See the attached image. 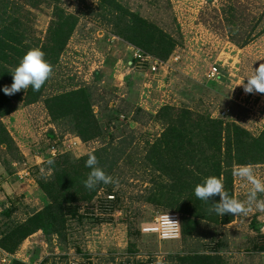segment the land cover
Instances as JSON below:
<instances>
[{"label":"rangeland","instance_id":"374dc122","mask_svg":"<svg viewBox=\"0 0 264 264\" xmlns=\"http://www.w3.org/2000/svg\"><path fill=\"white\" fill-rule=\"evenodd\" d=\"M12 3L27 23V43L48 34L58 4L77 23L46 98L33 105L21 103L2 119L13 146L0 144V180L9 179L0 182V242L5 228H26L28 219L49 203L38 185L52 183L50 162L57 158L49 154L43 159L52 145L60 141L62 147L65 139H76L70 150L60 147L76 160L110 143L127 153L109 175L112 182L98 188L91 200L74 205L70 237L59 241L56 235L38 231L13 249H7L11 241L4 240L0 264H40L45 257L47 264H120L129 250L135 253L130 261L174 264L170 257L175 254L203 248L209 252L217 245L223 264H264V192L249 200L251 183L233 174L248 166L264 183V164H234L232 169L231 198L249 209L245 214L231 215L227 224L198 219L193 236L185 241L181 214L148 200L156 196L152 181L165 178L148 171L146 159L168 127L164 108L174 115L189 110L221 119L254 137L264 130V93L246 94L238 85L264 63V0H10L9 8ZM109 10L123 22L130 17L134 24L119 25ZM133 49L159 59H164L163 52L179 58L168 70L153 75L146 70L142 75L126 64ZM212 66L219 71L215 79L207 77ZM74 90L80 93L66 102L92 121L86 135L74 129L71 116L51 115L47 102ZM13 147L20 159L14 157ZM21 171L27 174L19 179ZM4 209L12 211L9 218L1 216ZM163 215H178L179 239L161 241L144 232Z\"/></svg>","mask_w":264,"mask_h":264},{"label":"trees","instance_id":"16d2710c","mask_svg":"<svg viewBox=\"0 0 264 264\" xmlns=\"http://www.w3.org/2000/svg\"><path fill=\"white\" fill-rule=\"evenodd\" d=\"M9 4L10 0H0V87L10 86L12 83L10 71L30 49L41 50L44 53V59L51 68L48 78L38 91H32L31 86L12 95H5L0 91V144L6 143L11 147L13 141L5 126L2 125V119L18 110L21 103L23 106H28L46 98L49 84L53 80L54 70L59 65L60 57L75 30L77 21L71 13L58 4L53 10L48 34L44 39L32 38V41L27 43L28 26L26 21L22 20V16L18 14L20 7L15 8L12 3L13 8H9ZM108 15L114 17L119 25L134 24V21L128 17L129 15L127 16L128 20L126 19L128 22L125 20L123 22L122 18L117 19L116 12L112 13L109 10ZM143 52L163 62L172 57L167 52H163L164 59H159L153 54ZM129 62H131L130 65ZM126 64L128 67L138 70L135 71L136 73L139 72L142 75L146 73L147 66L138 64L132 55ZM79 93V90H74L72 93L56 94L51 99H47V102L51 109V115L57 114L60 119L71 116L74 129L79 127L77 130L80 134L86 135V127L91 128L92 121L80 114L79 110L76 112L70 110V105L66 102L69 96H76ZM72 109H75V104L72 105ZM163 111H167L163 121L168 127L160 136L157 145L150 148L146 159L149 169L151 168L148 171L161 174L165 180L152 181V184L155 183L156 196H150L148 200L158 206L176 209L181 214L183 240L189 241L197 223L195 221L198 219L227 224L231 217L229 214L220 216L209 212V208L220 197L217 195L207 202L200 201L193 195L194 186L208 176H217L222 182L223 191L231 198L234 164H264V130L259 136L254 137L238 125L226 124L221 119H213L200 114L194 115L189 110H182L177 115L171 113L169 108H164ZM60 143L59 141L58 145L54 144L55 147L60 148ZM13 148L16 150V147ZM16 152L14 157L17 156L20 159L21 156L17 150ZM125 153H127L125 148L112 146L110 143L105 148L95 150L93 155L96 156L97 166L102 168L106 175H110L121 158H126ZM68 154V152L63 153L59 150L58 154L53 156L57 159L50 162L54 173L52 183L45 184L43 181H39V185L37 184L41 194L46 196L49 203L28 219L26 228H5L4 240L11 241V245L6 246L7 249L19 246L22 238L38 231L48 237L56 235L59 241L70 237L68 222L77 214L74 205L81 201L91 200L97 189L105 186L101 183L97 184L94 189L86 188L83 181L90 171L84 165L87 157L76 160L71 159ZM47 156L49 153L44 155L43 159H46ZM51 159H53L52 156ZM11 212L9 209H4L1 216L9 218ZM4 240L0 243H3ZM220 248L221 246L217 245L214 250L209 248L211 250L209 252L206 250L207 248H203L201 252L193 249L185 254H175L170 259L174 264H223L219 254ZM262 250L264 251V248ZM126 255L128 258L120 264L147 263L137 260L130 261L135 256L133 251L129 250ZM47 260L48 257H45L40 264H47ZM13 264L25 263L13 261Z\"/></svg>","mask_w":264,"mask_h":264},{"label":"clouds","instance_id":"9594fccd","mask_svg":"<svg viewBox=\"0 0 264 264\" xmlns=\"http://www.w3.org/2000/svg\"><path fill=\"white\" fill-rule=\"evenodd\" d=\"M51 68L49 63L44 59V53L39 49L28 50L18 64L10 71L12 76V83L10 86L0 87L5 95H12L20 90H25L31 86L32 91H38L42 84L46 81L50 74ZM246 81V82H245ZM242 85L243 91L247 93H264V63H260L253 68L250 75L246 76L244 80L238 84ZM85 167L90 171L83 184L88 189H94L97 184H109L112 182V177L106 175L104 170L97 166L96 156L88 154L84 161ZM233 174L245 178L252 185L249 195V200L255 198L256 193L264 192V183L255 179L252 170L248 166H241L234 169ZM193 195L200 201L207 202L210 198L219 196L220 199L213 203L209 208V212H214L216 215L224 216L245 214L249 209L245 208L242 202L228 197L223 191V185L219 177L208 176L198 183L193 188ZM259 203L257 207H261ZM264 231V229H262Z\"/></svg>","mask_w":264,"mask_h":264},{"label":"built area","instance_id":"2783aa9c","mask_svg":"<svg viewBox=\"0 0 264 264\" xmlns=\"http://www.w3.org/2000/svg\"><path fill=\"white\" fill-rule=\"evenodd\" d=\"M132 57L133 59L137 60L138 64L142 66H147V71L151 75L159 73L160 71L168 70L170 67V64L172 62H176L179 58V56H174L170 58L168 61L163 62L160 61L153 56L144 53L141 50L133 49L132 50ZM131 62H129V65ZM130 67V66H129ZM131 68V67H130ZM219 75V71L217 67L212 66V68L209 70L207 77L209 79H215ZM78 143L76 139L73 141L65 139L62 142V145L65 149L70 150L74 144ZM60 148L55 147V145H52L49 148V154L51 156H56L58 154ZM26 171L18 172V178L22 179L23 175H26ZM109 199H113L114 196H108ZM144 232L146 233H153L158 235L159 239L161 241H174L180 238L181 234V228H180V219L178 215H163L156 219V224L154 226H151L149 228L144 229Z\"/></svg>","mask_w":264,"mask_h":264},{"label":"crops","instance_id":"0c3cea01","mask_svg":"<svg viewBox=\"0 0 264 264\" xmlns=\"http://www.w3.org/2000/svg\"><path fill=\"white\" fill-rule=\"evenodd\" d=\"M4 178V179H3ZM2 178V180H0V182L2 183V182H4V181H8L9 179H7V178H5V177H3ZM7 179V180H6ZM38 197H40V196H38Z\"/></svg>","mask_w":264,"mask_h":264}]
</instances>
